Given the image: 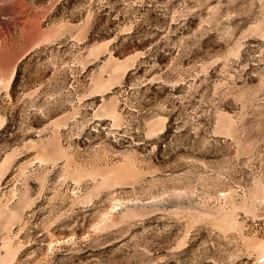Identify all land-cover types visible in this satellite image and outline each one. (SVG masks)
<instances>
[{
  "label": "rangeland",
  "instance_id": "rangeland-1",
  "mask_svg": "<svg viewBox=\"0 0 264 264\" xmlns=\"http://www.w3.org/2000/svg\"><path fill=\"white\" fill-rule=\"evenodd\" d=\"M0 264H264V0H0Z\"/></svg>",
  "mask_w": 264,
  "mask_h": 264
},
{
  "label": "trees",
  "instance_id": "trees-1",
  "mask_svg": "<svg viewBox=\"0 0 264 264\" xmlns=\"http://www.w3.org/2000/svg\"><path fill=\"white\" fill-rule=\"evenodd\" d=\"M16 79H17V75L15 76V78H14V80H13V86H14V84H15Z\"/></svg>",
  "mask_w": 264,
  "mask_h": 264
}]
</instances>
